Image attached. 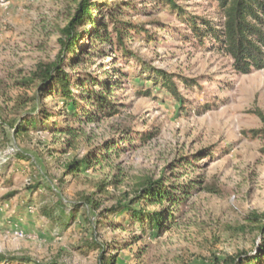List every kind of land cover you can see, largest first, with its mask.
Instances as JSON below:
<instances>
[{
  "label": "rangeland",
  "instance_id": "1",
  "mask_svg": "<svg viewBox=\"0 0 264 264\" xmlns=\"http://www.w3.org/2000/svg\"><path fill=\"white\" fill-rule=\"evenodd\" d=\"M82 1L0 0V123H20L25 113L38 109L37 88L27 84L29 77L39 64L56 60L59 30ZM177 1L190 16L221 22L214 2ZM94 2L122 11L118 19L127 24L122 45L136 56L127 59L115 52L116 67L128 75L116 93L121 112L81 126L73 140L50 130L15 139L6 128L8 142L0 134V254L33 263L100 264L99 244L108 243L104 255L116 254L117 264H232L252 257L262 242L258 227L264 224V219L258 224L250 220L264 215V143L249 133L262 125L257 112L264 114V70L239 74L231 57L216 46L185 41V24L154 0ZM111 36L116 44L119 39ZM96 47L102 49L99 55L88 53L95 47L86 36L76 50H85L79 65L66 69L73 75H101L103 65L110 69L112 50ZM65 59L72 65L69 56ZM142 62L174 75L183 103L156 84ZM46 103L56 108L51 99ZM144 134L150 137L140 140ZM109 141L124 150L77 176L66 174L68 162ZM14 150L29 160L17 159ZM164 172L177 183L196 180L204 187L175 212L170 230L135 241L141 235L137 226L132 229L126 215L110 214L93 228L117 203H131L143 180H157ZM95 193L97 212L79 208L62 232L42 213L58 197L72 210L82 197Z\"/></svg>",
  "mask_w": 264,
  "mask_h": 264
},
{
  "label": "trees",
  "instance_id": "2",
  "mask_svg": "<svg viewBox=\"0 0 264 264\" xmlns=\"http://www.w3.org/2000/svg\"><path fill=\"white\" fill-rule=\"evenodd\" d=\"M154 1L157 7L168 9L176 15L180 22L185 24L187 30L183 34L185 41L202 48L209 45L216 46L215 48L231 57L234 69L239 74L264 70V0H209L218 6L221 16L219 25L207 19L190 16L177 0ZM100 6L103 7L100 8ZM129 6L126 5L125 8ZM95 11L98 12V15H95ZM120 15H122V11L117 9V6L113 7L102 2L98 4L94 0H83L79 4L71 20L63 29L59 30V54L56 60L51 63L39 64L29 77L27 84L35 85L37 88L34 101L38 102V109L33 113H25L20 123L16 120L10 122L9 125L0 123L3 142L9 141L6 128L13 131L15 139L30 131L50 130L54 134L73 140L78 137L81 126L98 124L120 114L121 105L117 103L119 97L116 93L122 88L128 75L116 67L115 52L119 51L127 59L136 58L135 54L123 48L122 40L123 35L127 34L125 32L127 24L119 21ZM106 18L110 19V23H105ZM142 31L146 30L142 29ZM111 34L117 36L120 42L117 41L116 44H113ZM86 36H89L91 46L95 47L94 51H88L89 54L99 55L101 53L102 49L96 47L98 44L102 47H110L112 50L108 59H113V63L110 69L103 65L100 68L101 75L96 72L73 75L68 68L66 69L67 66L76 68L79 65L85 50H82L81 54L76 50ZM74 54L76 55L71 58ZM66 56H69L68 60L72 65H68ZM143 71L150 72L154 76L153 80L156 84L159 83L176 100L183 103L177 83L174 81V75L147 65L143 66ZM183 81L187 83L188 88L192 87V84H188L189 81L184 79ZM190 82L194 83V81ZM49 99L55 103L56 108H52L46 103ZM257 116L262 125L260 128L250 131L249 134L264 143V114L258 111ZM130 134V132L123 133V136H130ZM149 137V134H144L138 138L144 141ZM130 140L132 139H128L131 144ZM67 143L71 144L70 141ZM117 144L114 141L106 142L98 149L90 151L82 159H73L65 165L66 174L77 176L101 162H106L112 154L124 150V147ZM14 154L17 159L29 160L19 151L14 150ZM191 164V162H187V167H190ZM201 184L196 180L177 183L174 178L168 176L167 172H164L157 180L147 178L138 185L131 203H117L115 208L100 215V219L93 228L96 229L99 224L104 222L100 221L102 219L107 220L110 216L126 215L127 224L132 229L137 226V231L141 233V235L134 236L135 241L148 237L150 234L161 235L176 223L175 212L181 209L189 197L204 190ZM96 194L82 197L80 202L74 204L72 210H69L64 200L58 197L52 206L44 207L42 213L52 226L59 228L58 230L62 232L74 220L76 210L79 208H84L86 212L91 209L97 212L100 205L95 200ZM55 195L57 196V194ZM107 214L110 216L107 217ZM262 219H264V215L257 214L250 218L253 224L261 223ZM85 221L90 222L87 217ZM90 223L92 224V222ZM258 230L262 241L258 252L252 257L246 255L244 258L232 260V264H264V224L258 227ZM95 243L99 244L96 240ZM99 246L103 254L100 264H117L116 254L104 255L111 246L108 243H102ZM0 264L59 263L57 261L33 263L27 257L0 254Z\"/></svg>",
  "mask_w": 264,
  "mask_h": 264
}]
</instances>
